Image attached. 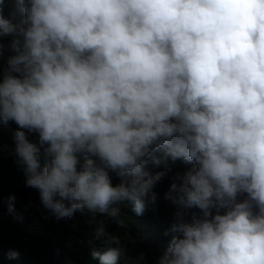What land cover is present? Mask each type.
I'll list each match as a JSON object with an SVG mask.
<instances>
[{
    "label": "clouds",
    "instance_id": "clouds-1",
    "mask_svg": "<svg viewBox=\"0 0 264 264\" xmlns=\"http://www.w3.org/2000/svg\"><path fill=\"white\" fill-rule=\"evenodd\" d=\"M0 37L2 147L50 215L95 225L98 264H149L108 225L156 205L171 169L150 161L181 158L155 264H264V0H0Z\"/></svg>",
    "mask_w": 264,
    "mask_h": 264
},
{
    "label": "trees",
    "instance_id": "trees-1",
    "mask_svg": "<svg viewBox=\"0 0 264 264\" xmlns=\"http://www.w3.org/2000/svg\"><path fill=\"white\" fill-rule=\"evenodd\" d=\"M10 10V7H5L4 15H9ZM14 54L11 37H0V76L8 58ZM17 128L14 122L0 121V264H98L92 253L102 251L104 245L95 237V225L80 213L60 219L50 215L41 205L38 191L25 185L15 156L2 147L5 144L14 147ZM28 138L35 142L37 134L29 133ZM41 163L43 166V157ZM191 166L182 158L176 161L169 159L167 165H155L151 161L146 165L152 172L162 171L165 167L171 169L153 189L157 194L156 205L137 215L127 202L122 203L127 226L121 229L113 223L108 225L110 231L121 237L130 255L136 256L143 251L149 264H155L172 236L177 234L170 231L177 205L166 198V193L175 173ZM119 182L120 178L113 174V183ZM11 194L17 197L15 213L8 212L5 202ZM190 211L200 212L198 208ZM12 249L18 250L20 255L10 258L8 253Z\"/></svg>",
    "mask_w": 264,
    "mask_h": 264
}]
</instances>
